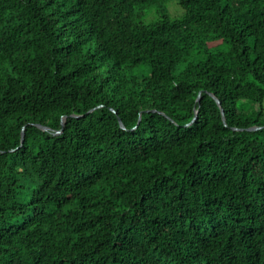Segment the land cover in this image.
Segmentation results:
<instances>
[{"label": "trees", "instance_id": "1", "mask_svg": "<svg viewBox=\"0 0 264 264\" xmlns=\"http://www.w3.org/2000/svg\"><path fill=\"white\" fill-rule=\"evenodd\" d=\"M166 1L0 0V264H264V0Z\"/></svg>", "mask_w": 264, "mask_h": 264}, {"label": "rangeland", "instance_id": "2", "mask_svg": "<svg viewBox=\"0 0 264 264\" xmlns=\"http://www.w3.org/2000/svg\"><path fill=\"white\" fill-rule=\"evenodd\" d=\"M167 6L169 7V14L171 16H178L181 13V9L179 5L177 4L176 0H168L166 1ZM138 17L144 21V22H149L154 19L155 13H154V7H142L138 11ZM251 107V103L249 101H241L238 104V108L241 110H246Z\"/></svg>", "mask_w": 264, "mask_h": 264}, {"label": "water", "instance_id": "3", "mask_svg": "<svg viewBox=\"0 0 264 264\" xmlns=\"http://www.w3.org/2000/svg\"><path fill=\"white\" fill-rule=\"evenodd\" d=\"M199 99H200V97L198 96V101H199ZM215 100H216V102L220 105V101L215 97ZM220 110H221V113H222V119H223V121H225V117H224V115H223V109L222 108H220ZM76 116H78V115H76ZM119 119V118H118ZM119 123H120V126L121 127H124V125H123V123H122V121L119 119ZM61 124L63 125L64 124V117H62L61 118ZM38 125V127H40L41 129H48V127L47 126H44V125H41V124H37ZM251 128H257V127H251ZM62 129H60V130H57L56 132H60ZM23 138H24V131H23V129H22V131H21V142L23 141Z\"/></svg>", "mask_w": 264, "mask_h": 264}]
</instances>
